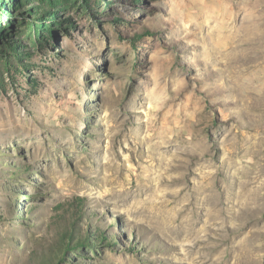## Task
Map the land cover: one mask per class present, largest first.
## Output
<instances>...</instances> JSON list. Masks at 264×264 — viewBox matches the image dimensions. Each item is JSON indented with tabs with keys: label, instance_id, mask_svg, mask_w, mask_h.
I'll return each mask as SVG.
<instances>
[{
	"label": "rangeland",
	"instance_id": "1",
	"mask_svg": "<svg viewBox=\"0 0 264 264\" xmlns=\"http://www.w3.org/2000/svg\"><path fill=\"white\" fill-rule=\"evenodd\" d=\"M256 178L264 0H0V264H264Z\"/></svg>",
	"mask_w": 264,
	"mask_h": 264
},
{
	"label": "bare ground",
	"instance_id": "2",
	"mask_svg": "<svg viewBox=\"0 0 264 264\" xmlns=\"http://www.w3.org/2000/svg\"><path fill=\"white\" fill-rule=\"evenodd\" d=\"M183 149V148H182ZM245 149V148H244ZM243 152V151H242ZM180 158V157H179ZM163 161H164V159H163ZM205 161H206V163H207V166H205L203 169H202V177L201 178H203L204 180L203 181H205L206 182V185L205 186H203V187H205L204 188V190L202 191H199L198 192V195H197V197L198 198H200L201 200L202 199H207V198H210V199H207L209 202L208 203H210V204H213L214 203V199L212 198V193H213V191H214V187H213V185H212V182L213 181H215L216 179H217V175H216V173L215 172H212V170H213V159H210V158H208V159H205ZM161 164V163H160ZM170 164V163H169ZM172 164V163H171ZM197 164V163H196ZM202 168V167H201ZM232 169V168H231ZM230 169V170H231ZM230 170H228L229 172H230ZM169 173V172H168ZM233 173V172H232ZM257 173V177L258 176H260L259 174V172H256ZM255 173V174H256ZM162 176V175H161ZM163 176H165V175H163ZM169 176V175H168ZM254 176V175H253ZM159 177V176H158ZM167 177V176H166ZM186 177H184V176H181V177H179V178H175V180L176 179H180V180H182V179H185ZM159 179H161V178H159ZM164 179V178H163ZM253 179H255V176H254V178ZM171 180L173 181V179L171 178ZM213 180V181H212ZM256 180H257V182L256 181H253V180H250V179H246V180H244L241 184H240V191L239 192H235V193H233V194H235L236 196H238L239 198H240V202H243V205H242V207H244L243 209H245V208H247V207H249V204H251L252 202V200H256L255 198L256 197H258V198H262V190H263V185H262V183H264V181L261 183V182H259L258 180H260V179H257L256 178ZM160 182H161V180H159ZM257 183V185L256 186H254V187H252L251 185H250V183ZM203 184V183H202ZM215 184V183H214ZM216 185V184H215ZM197 186H199V185H197ZM196 186V187H197ZM198 188V187H197ZM196 188V189H197ZM202 188V187H201ZM217 188V187H216ZM130 189V188H129ZM223 189V188H222ZM226 190V189H225ZM126 191V190H125ZM206 191V192H205ZM130 192V191H129ZM207 192H210V194H207ZM233 192V191H232ZM127 193V192H126ZM140 194V193H139ZM226 194H227V192H226ZM216 197V196H215ZM226 197V196H225ZM228 197H229V199H231L232 198V196H231V193H228ZM234 197V196H233ZM199 199V200H200ZM258 200V199H257ZM260 200V199H259ZM231 201V200H230ZM216 205H218L217 204V202H216ZM215 204H213L212 206L214 207V206H216ZM216 208V207H215ZM223 209V208H222ZM222 209L221 210H218V213H213L212 212V214H211V217H209V218H211V220H210V223H213V222H220V221H224L225 219H227L228 221H231L230 220V218L228 219V217L226 218V216L225 215H223L222 214ZM227 210H228V208H226ZM248 209V208H247ZM141 210V209H140ZM231 210H232V208H229V211L228 212H230L231 213ZM137 211V210H136ZM138 212V211H137ZM136 212V213H137ZM224 212V211H223ZM150 213V212H149ZM226 213H227V211H226ZM229 213V214H230ZM150 215V214H149ZM228 215V214H227ZM151 217L153 218V220H154V222L156 223V228H159V229H161L163 232L164 231H166L165 229L168 227V226H171V225H173V227H175V229H174V232H171L172 233V235H174V237H182V235L184 236V235H186V236H190V235H192V233H194V231L195 230H197L196 229V227H197V223L195 222V223H193L192 221L190 222V221H188L187 219L186 220H184L183 218H182V212L179 210V213H177V215H174V216H166V214H165V212L163 211V209H161V211H156V212H154V211H151ZM150 217V218H151ZM184 217V216H183ZM191 219V218H190ZM151 221H152V219H151ZM226 221V220H225ZM224 221V222H225ZM227 221V222H228ZM178 223V224H176L175 226H174V224L175 223ZM209 223V222H208ZM208 223H207V225H208ZM222 223V222H221ZM154 224V223H153ZM184 224L185 225H187V226H184ZM216 224V223H215ZM220 224V223H219ZM225 224V223H224ZM210 226H211V224H210ZM207 227V226H206ZM169 228V227H168ZM169 229H171V231H172V229L173 228H169ZM210 229V228H209ZM203 230V229H202ZM170 231V230H169ZM241 232V231H240ZM240 234V233H239ZM195 235H196V233H195ZM244 241H246V240H244ZM244 244V243H243ZM246 244V243H245ZM243 246V245H242ZM241 246V247H242ZM247 246V245H246ZM245 247V246H244ZM256 252V251H255Z\"/></svg>",
	"mask_w": 264,
	"mask_h": 264
}]
</instances>
